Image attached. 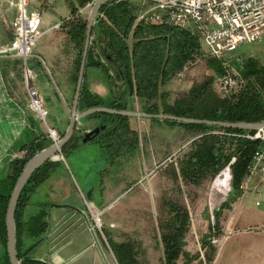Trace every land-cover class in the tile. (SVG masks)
Listing matches in <instances>:
<instances>
[{
    "label": "trees",
    "instance_id": "1",
    "mask_svg": "<svg viewBox=\"0 0 264 264\" xmlns=\"http://www.w3.org/2000/svg\"><path fill=\"white\" fill-rule=\"evenodd\" d=\"M75 2L77 6L70 4L71 18L61 25L67 35L68 44L72 45L75 51L74 86L82 60L88 24L77 12L78 9L93 3V0ZM140 8L138 3L131 0H109L98 8L85 68L93 67L102 72L110 95L103 99L92 94L83 81L78 103L80 111L108 108L130 112L129 104L135 97L142 103V112L147 115L164 114L229 124L264 122V65L258 66L250 61L246 63L241 74L243 87L229 98L218 97L213 89L214 77H206L202 82L193 84L185 95L169 103L166 98L168 93L163 88L182 72L185 66L191 65L200 56V37L195 30L136 22ZM101 45L111 57L112 63L100 55L98 50ZM207 66L214 71L216 77L223 73L220 60L209 59ZM92 116L114 119L115 122L108 124L107 130L93 141L100 144L99 148L103 152L109 148L120 152L130 132L126 123L129 118L108 113H96L87 117ZM162 122L168 126H183L197 133L194 136L198 138L191 142V149L179 164V173L184 179L193 181L199 174L215 178L228 168L231 172L232 189L236 191L237 198L242 195L240 185L249 172L255 151L262 146L259 140L251 141L243 137L247 133L252 134L254 130L185 124L169 120ZM213 131L226 134H212ZM69 144L79 146L80 138L73 136L62 148L61 153ZM49 145V142L41 141L26 147L25 156L12 161L7 177L0 181V264H10L5 216L11 192L25 164ZM232 158H235V161L230 164ZM58 164L46 161L33 173L20 194L14 214L16 254L20 264H46L36 260L34 253L45 240L49 226L48 207L53 205L47 203L40 205L37 211H25L34 193L51 177ZM237 198L228 197L225 205L214 210V224L210 228L209 236H206L202 243L203 248L211 244V235L218 237L221 234L222 211L230 209V205ZM178 207L177 205L173 211L175 218L158 225L165 264H176L185 246L184 236L188 231L189 216L186 209L181 211ZM208 240L210 241L205 242ZM107 242L117 264H139L130 245L115 243L110 238ZM210 251L204 258L207 264L213 262L216 252L213 246H210ZM185 260L186 264L199 261L200 254H187Z\"/></svg>",
    "mask_w": 264,
    "mask_h": 264
},
{
    "label": "rangeland",
    "instance_id": "2",
    "mask_svg": "<svg viewBox=\"0 0 264 264\" xmlns=\"http://www.w3.org/2000/svg\"><path fill=\"white\" fill-rule=\"evenodd\" d=\"M91 7L83 15L84 20L88 21ZM55 36V32L43 34L34 50L41 52L46 48L47 52H51V41H55ZM200 45V56L186 67L181 77L178 76L179 78L170 83L174 100L185 95L193 84L202 82L206 77H214V82L217 79L214 71L207 66V61L213 58L206 54L207 48L201 40ZM224 61L222 68H228L243 79L241 74L248 61L258 66L264 65V39L239 46L236 51L226 54ZM44 84L47 85L42 78L35 76L33 85L39 93ZM155 122L146 121V127L153 124L151 131L146 134L128 133L123 145L125 148L120 152L113 148L103 152L99 148L100 144L92 140L77 149H64V161L60 159L56 162L65 166L68 177L53 180L54 188L50 189L49 193L45 187L37 190L25 212L29 213L32 209L37 211L40 205L50 203V197L52 202L58 205L63 204L65 198L67 203H72L74 197L90 221L92 218L85 202L90 205L93 214L99 216L101 229L100 232L96 230V236L90 232L84 234L90 246L83 254H75L71 258L72 264H117L108 246L109 238L115 243L130 245L139 264H165L158 225L175 218L173 211L178 205L179 210L186 209L189 227L184 236L183 252L176 264H186V255L197 253L200 254V260L190 264H207L204 258L211 253L210 246L216 250L214 260L210 264H245L244 260L248 256L244 253L247 248L237 242L236 236L241 230L233 225L235 211L231 206L230 209L222 211L221 234L217 237L213 232L211 239L209 238L211 244L205 243L208 245L202 247L214 224V210L227 202L228 190L232 189L231 177L225 197L211 205L209 198L212 186L213 196L221 198L223 195L218 188V182L224 171L215 178L199 174L193 181L184 179L179 173V164L191 149V142L198 138L194 136L196 133L183 126H168L165 122L161 123L160 127L159 123ZM48 123L47 115L42 124ZM137 123H143V119H139ZM59 156L62 155L59 153ZM229 173L231 176L230 170ZM224 184L226 185L225 182ZM105 186L108 187L106 195L103 192ZM89 187L93 188V205L87 197ZM256 202V206L255 202L249 203L253 210L259 212L264 207L263 204L259 207L262 196H259ZM263 233L264 227L247 229L244 231L243 243L249 247L261 244L263 241L259 235ZM238 238L241 241V237ZM1 250L0 246V253ZM87 253L91 254L89 259L86 257ZM249 256L251 257V254Z\"/></svg>",
    "mask_w": 264,
    "mask_h": 264
},
{
    "label": "crops",
    "instance_id": "3",
    "mask_svg": "<svg viewBox=\"0 0 264 264\" xmlns=\"http://www.w3.org/2000/svg\"><path fill=\"white\" fill-rule=\"evenodd\" d=\"M131 1L141 5L138 0ZM14 3H16V0H14ZM70 4L73 6L78 5L75 0H28V11L40 12V31L42 34L55 32L56 35L55 41H51L53 44L51 52H47L48 50L46 48L41 52L34 50L28 62L36 78L40 77L46 82L45 77H47L50 82L49 85L47 82V85H42L41 93H39L44 99L45 109L49 116L48 124L43 125L35 112L29 108V99L22 82L21 60L13 54H0V181H3L7 177L11 162L25 156L26 147L32 143L41 141L51 144L47 136V127L55 129L60 136L65 133L68 127L75 90L73 82L75 51L72 45L67 42L68 38L65 30L63 27H59V25L71 17ZM91 6L87 7L86 5L78 9L79 15L83 18V15L87 13V10ZM15 15L16 6H10L7 0H0V50L7 47L12 41L11 23ZM186 29L194 30L193 26H189ZM91 39H93V36ZM98 51L102 55V52L100 50ZM187 66L174 79L181 77V74ZM83 81L92 94H96L103 99L109 97V89L99 69L93 67L85 68ZM217 81L218 77L213 84V89L217 96L220 97L217 93ZM170 83L163 90L168 93L166 96L167 101L172 103L176 99H173ZM129 107L131 109L130 112L143 113L142 103L135 97L131 99ZM81 113L82 111L77 109V114L79 115ZM128 118L126 123L131 134H146L150 132L153 124L146 127L145 123L148 120L154 121V123L157 121L160 127L161 123H163L162 120L137 117ZM139 119H143V123L137 125ZM113 122H115L114 119L109 120L105 117L92 116L88 118L86 116L82 118L77 122V128L73 135L76 138H80L79 146L74 147L69 144L66 148L77 149L85 144L82 142L85 136V134H82L84 131L90 132L99 126H105V129L99 133L100 135L107 130L108 124ZM215 132L218 131L211 133L215 134ZM184 133L187 134L185 131ZM95 138L89 141H93ZM124 148L123 146L121 151ZM65 169V166L59 163L55 167V171L51 177L37 190L45 187L49 193L50 189L54 188L52 184L53 180L60 177H68ZM109 184L111 185V183ZM107 186L103 190L105 195L108 190ZM89 189L90 187L87 189V197L89 203L93 205V188ZM259 196H262L260 207L262 204L264 205V182L260 180L259 174L256 173L250 178L246 192L230 205L233 211H235L233 225L234 227H239L241 230L236 236L237 242H240L247 248L246 253L248 254L244 253V255L248 256L244 260L245 264H264V233L259 235L263 241L261 244L249 247L243 243L245 241L244 231L250 228L259 229L264 227V207L258 212L253 210L249 203L255 202L254 204L256 206V203H258L256 200ZM62 203L59 205L55 204L50 197V204L53 206L48 208L49 226L45 240L38 246L34 253L36 260L46 264H70L71 258L75 254H83L90 246L84 235L90 232L88 230L89 219L83 209L79 207L78 200L76 201L73 197L72 203H67L65 198ZM72 215H74L73 218ZM63 218H69V220L66 224L61 225ZM238 237H241V241ZM68 238L70 239L66 241L65 239ZM54 246H56V249L53 248ZM249 254H251V257ZM86 255H88L86 257L89 259L91 254L87 253ZM87 262L88 260H86Z\"/></svg>",
    "mask_w": 264,
    "mask_h": 264
},
{
    "label": "built area",
    "instance_id": "4",
    "mask_svg": "<svg viewBox=\"0 0 264 264\" xmlns=\"http://www.w3.org/2000/svg\"><path fill=\"white\" fill-rule=\"evenodd\" d=\"M96 1L93 0V3ZM138 1L141 3V10L138 13L136 22L178 28L193 26L207 48V55L210 58L222 61V65H225L224 56L226 54L236 51L241 45L264 39V0ZM7 2L10 6H16V15L11 23L12 41L7 47L0 50V54H13L21 60V71L29 99V108L44 123L47 117L44 99L33 85L35 75L28 65L36 43L43 35L40 31L41 15L39 11H28V0H16V3H14V0H7ZM93 3L87 4V7L93 5ZM217 84L219 96L229 98L241 90L244 81L240 76L224 67L223 73L218 77ZM86 133L88 131H84L82 134ZM215 134L223 135L226 133L218 131ZM47 136L51 144H56L61 138L58 132L50 127H47ZM243 137L251 141L259 140L262 142V146L255 151L248 168L249 172L240 185L242 194L246 192L247 184L254 174H259L260 180L264 182V126L254 130L252 134L247 133ZM59 153L61 154V152ZM59 153L55 155L56 159L53 156L50 161L56 162L60 159L64 161L63 155L61 154L60 157ZM234 161L235 158H232L230 164ZM85 206L89 209L92 218L88 223V230L96 236V230L100 232L101 224H97L95 216H99L93 214L87 202H85ZM85 214L87 216V213ZM73 217L74 215H72ZM68 220L69 218H63L61 225L66 224ZM93 222L95 225H93Z\"/></svg>",
    "mask_w": 264,
    "mask_h": 264
},
{
    "label": "water",
    "instance_id": "5",
    "mask_svg": "<svg viewBox=\"0 0 264 264\" xmlns=\"http://www.w3.org/2000/svg\"><path fill=\"white\" fill-rule=\"evenodd\" d=\"M109 0H97L93 3L89 18H88V24H87V31H86V38L84 43V49L82 53V60L77 76V82L75 85L74 90V97H73V105L72 110L70 113V119L68 127L65 131V133L61 136L59 142L56 144H51L48 147L44 148L37 154H35L23 167L19 177L16 180V183L14 185V188L10 195V200L7 206L6 216H5V222H6V229H7V254L9 257L10 264H20V262L17 259L16 254V234H15V223H14V214L15 209L20 197V194L27 184L30 177L33 175V173L46 161H50L53 156H55L57 153L61 152L62 148L72 139L76 127L77 122L81 120L82 118H85L86 116H89L91 114L96 113H108L111 115H120L124 117H137V118H147V119H158V120H169V121H175L178 123H185V124H204V125H216L219 127H233V128H241V129H251L256 130L262 126H264V123H257V124H246V123H237V124H229V123H217V122H210L206 120H196V119H187V118H179L175 116L170 115H164V114H158V115H147L145 113H136V112H129V111H115L108 108H93L89 109L85 112H82L81 114H77L78 109V103L80 98V90L83 82L84 72H85V63H86V57H87V51L91 44V31L92 27L95 21L96 13L98 8L105 2ZM99 49L102 52V56L110 63H112V59L109 55L106 54V50L104 46H100ZM45 80L47 84L49 85L50 82L47 77H45ZM105 129V126H99L90 132L86 133L82 142L86 143L92 138H95L99 135L101 131ZM229 198L230 199H236L237 193L234 189H231L229 192Z\"/></svg>",
    "mask_w": 264,
    "mask_h": 264
},
{
    "label": "bare ground",
    "instance_id": "6",
    "mask_svg": "<svg viewBox=\"0 0 264 264\" xmlns=\"http://www.w3.org/2000/svg\"><path fill=\"white\" fill-rule=\"evenodd\" d=\"M54 159H56V156H54ZM229 178H230V173L229 170H224V172L221 174V178L219 179L218 185L220 188L219 190L221 191L222 197L218 198L212 195V191H214V187L212 186L210 189V198H209V203H211V205L216 202L218 199L222 200L225 197V194L227 192V188L228 184H229ZM224 182L226 183V185L224 184ZM95 220L97 222V224L99 225V219L97 216H95Z\"/></svg>",
    "mask_w": 264,
    "mask_h": 264
}]
</instances>
